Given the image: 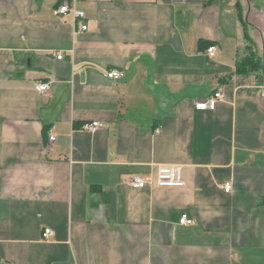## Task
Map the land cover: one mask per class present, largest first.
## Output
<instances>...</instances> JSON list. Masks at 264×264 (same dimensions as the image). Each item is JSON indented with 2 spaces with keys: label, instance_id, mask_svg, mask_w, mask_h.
Here are the masks:
<instances>
[{
  "label": "crops",
  "instance_id": "1",
  "mask_svg": "<svg viewBox=\"0 0 264 264\" xmlns=\"http://www.w3.org/2000/svg\"><path fill=\"white\" fill-rule=\"evenodd\" d=\"M0 264H264V0H0Z\"/></svg>",
  "mask_w": 264,
  "mask_h": 264
},
{
  "label": "built area",
  "instance_id": "2",
  "mask_svg": "<svg viewBox=\"0 0 264 264\" xmlns=\"http://www.w3.org/2000/svg\"><path fill=\"white\" fill-rule=\"evenodd\" d=\"M58 13L67 14L72 11L75 24L79 19H84L86 17L85 11L78 9L75 4L71 5L69 3H64L58 8ZM88 29V25L86 23L81 24L77 27V31H86ZM211 56H214L216 53V47L211 46L208 49ZM63 55H58V58H62ZM124 71L119 69H113L108 72V76L110 78L118 79L124 76ZM38 90L44 92L50 88L49 83H38ZM223 91L220 89L218 92L214 94L213 97L208 99L207 101H202L197 104L199 108H214L218 100L223 98ZM107 124L101 121H92L83 124L82 129L89 132H96L99 129L107 128ZM57 139L55 134L50 135V140L54 141ZM129 185L138 188H145L149 185H157L160 187H184L186 185V181L184 179L183 169L180 166H169V165H160L157 168L156 177H144L141 175H132L129 179ZM224 189L226 192H230L232 190V183L226 182L224 184ZM180 223L182 224H191L193 223V219L187 214L184 213L180 219ZM53 234V230L51 228H46L44 232V237H48Z\"/></svg>",
  "mask_w": 264,
  "mask_h": 264
},
{
  "label": "trees",
  "instance_id": "3",
  "mask_svg": "<svg viewBox=\"0 0 264 264\" xmlns=\"http://www.w3.org/2000/svg\"><path fill=\"white\" fill-rule=\"evenodd\" d=\"M252 62H253L252 58L248 57V59H246V61H244L243 67H245V66H253Z\"/></svg>",
  "mask_w": 264,
  "mask_h": 264
}]
</instances>
